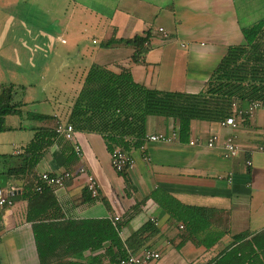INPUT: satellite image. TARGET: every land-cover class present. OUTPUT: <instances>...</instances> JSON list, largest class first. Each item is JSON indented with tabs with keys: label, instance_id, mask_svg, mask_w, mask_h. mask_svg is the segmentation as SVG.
Segmentation results:
<instances>
[{
	"label": "crops",
	"instance_id": "1",
	"mask_svg": "<svg viewBox=\"0 0 264 264\" xmlns=\"http://www.w3.org/2000/svg\"><path fill=\"white\" fill-rule=\"evenodd\" d=\"M66 1L75 8L72 10L78 17L74 20L79 26L67 25V21L63 27L65 33L72 35L75 29L73 35L78 37L74 35L72 38L77 40L84 33L94 32L96 36L92 37L91 44L99 45V49L87 50L79 46L85 49L83 55L90 61L72 70L66 67L68 71L59 78L51 99L22 96L16 101L22 105L17 115L25 112L26 119L32 123L28 132L18 123L6 124L8 118L17 115L4 118V126L11 130L0 134L19 132L15 134L24 136L20 137L22 140L13 141L12 154H17L31 140L35 128L66 121L91 65H100L114 73L127 69L134 82L150 89L197 94L227 48L244 44L241 27L264 19V0ZM145 34H148L144 43L146 51L135 62L133 47L110 43L112 40L144 37ZM60 45L67 46L68 42ZM14 87L16 92L18 88L26 89L24 86ZM40 101L44 105H53L52 112L26 111L28 106ZM235 105L245 110L249 104ZM33 114L51 116L53 120L39 121L32 118ZM234 121L236 127L231 128L221 127L219 122L193 120L188 140L180 142L177 125L172 119L148 117L147 136H175L169 143L146 140L141 148L131 151L132 166L125 171L129 187L112 168L110 153L97 134L73 132L69 143L79 149L78 158L66 167L61 148L53 145L33 173L36 176L60 174L71 168L73 177L53 191L65 219L107 218L116 222V217L123 219L136 206L137 212L122 227L120 238L128 240L146 224L152 226L154 233L143 232L142 236L147 238L140 246L139 241H135L133 247H139L135 253L155 249L160 253L158 264H205L226 248L233 236L255 233L264 228V154L256 149L264 132V112L256 110L242 118L234 117ZM211 136H217L218 141L213 147H207ZM227 137H233L239 148L235 157L228 156L222 146ZM248 161L250 166L246 164ZM80 168H84L85 173H79ZM88 174L97 181L96 197L86 189ZM19 184L5 178L0 184V193L13 201L11 207L0 209V264H39L32 228L25 220L27 203L19 198ZM10 189H14V193L11 194ZM158 190L160 196L165 194L184 206L216 210L218 213L212 223L227 234L209 249L195 244L185 234L182 224L170 218L149 197ZM91 198L94 200L90 201ZM126 252L132 253L128 247ZM101 253L85 251L82 257L90 259ZM101 262L107 264L108 258L102 257Z\"/></svg>",
	"mask_w": 264,
	"mask_h": 264
},
{
	"label": "trees",
	"instance_id": "2",
	"mask_svg": "<svg viewBox=\"0 0 264 264\" xmlns=\"http://www.w3.org/2000/svg\"><path fill=\"white\" fill-rule=\"evenodd\" d=\"M241 34L244 44L227 48L197 94L150 89L134 82L127 69L114 73L93 64L83 78L66 121L59 123L71 125L74 132L99 135L110 154L119 149L129 156L131 151L141 148L147 136L146 119L150 116L172 119L177 125L179 141L186 142L191 121L220 122L234 115V103L240 106L252 101L264 102V19L241 27ZM147 38L145 34L110 43L133 47L135 62L145 53ZM15 93L12 84L0 87V132L11 130L4 126L6 116L20 113L22 105L14 101ZM32 118L45 122L53 120L41 114H33ZM57 126L35 128L31 140L17 154L0 155V184L2 178L20 183L19 198L27 203L25 220L32 228L39 264H103L102 257L108 258L107 264H113L127 254L126 247L135 253L139 248L133 247L135 241H139L140 246L147 238L142 236L143 232L154 233L152 226L146 224L122 241L120 231L137 212L136 206L132 213L116 222L107 218L65 219L53 192L55 188L41 183L39 176L33 173L53 145L61 148L66 167L78 158L69 141L57 131ZM125 171L117 174L129 187ZM159 193V190L154 191L149 197L170 218L182 224L185 234L195 244L209 249L227 234L212 223L218 213L216 210L184 206ZM231 240L205 264H264V228L255 233H240ZM85 251L102 253L84 259Z\"/></svg>",
	"mask_w": 264,
	"mask_h": 264
},
{
	"label": "rangeland",
	"instance_id": "3",
	"mask_svg": "<svg viewBox=\"0 0 264 264\" xmlns=\"http://www.w3.org/2000/svg\"><path fill=\"white\" fill-rule=\"evenodd\" d=\"M62 8L67 10L61 11ZM72 9L75 8L66 0H0V87L9 84L26 87L24 91L18 88L14 101L22 96L51 99L59 78L69 69L90 61L83 55L85 49L80 48L99 49V45L91 44L92 37L96 36L94 32L84 33L77 40L72 38L78 37L73 35L75 29L72 35L65 33L63 27L67 21V25L79 26L74 20L77 12ZM59 35L63 36L61 40L68 42L67 46L59 44ZM53 108L40 101L28 106L26 111L45 114ZM14 122L24 127V131H30L32 122L26 119L25 112L8 118L6 124ZM15 133L19 132L0 134V154L13 153V141L24 137Z\"/></svg>",
	"mask_w": 264,
	"mask_h": 264
},
{
	"label": "built area",
	"instance_id": "4",
	"mask_svg": "<svg viewBox=\"0 0 264 264\" xmlns=\"http://www.w3.org/2000/svg\"><path fill=\"white\" fill-rule=\"evenodd\" d=\"M159 31H162L159 29ZM60 44H64L65 42L61 39L58 40ZM232 108L234 111L233 116H229L225 118L224 120L219 122V125L221 127H231L235 128L236 123L234 121V117H240L246 115H251L256 110H261L264 112V102L262 101H252L249 103L247 108L245 110H241L238 107H236L235 103L232 104ZM57 131L63 136L65 140L72 141V135H73V128L71 125L65 124V123H59L57 126ZM174 134L171 136H166L163 134H157V135H150L146 136V140L150 142H163V143H169L172 142L174 139ZM218 137L217 136H211L207 141V147H213L215 143H217ZM190 145H194V142H190ZM222 146L224 150L226 151L227 155L230 157H235L238 154L239 148L236 145L233 137H227L223 142ZM257 152L264 154V132L262 136L261 143L257 146ZM74 151L76 155L78 156L80 153L79 149L77 147H74ZM111 159V166L114 169L116 173L123 172L126 170V168H129L132 166V159L124 154L119 149L114 150L110 154ZM248 166H250V162H246ZM79 173H85L84 168H80L78 170ZM73 177V172L71 171H64L60 174H49V173H41L39 175L41 183H43L46 186L53 187V188H61L64 186L65 182ZM86 189L88 193L92 197L98 196V184L95 178L92 175L86 176ZM39 190V188H37ZM11 194L14 193V189H10ZM13 205V201L10 197L2 195L0 193V209L11 207ZM115 221L118 220L116 217L114 219ZM160 259V253L155 249H143L142 251L138 253H128L124 257L118 259L113 264H158V261Z\"/></svg>",
	"mask_w": 264,
	"mask_h": 264
}]
</instances>
